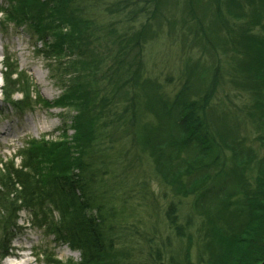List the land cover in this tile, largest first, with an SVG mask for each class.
Segmentation results:
<instances>
[{
  "label": "trees",
  "instance_id": "obj_1",
  "mask_svg": "<svg viewBox=\"0 0 264 264\" xmlns=\"http://www.w3.org/2000/svg\"><path fill=\"white\" fill-rule=\"evenodd\" d=\"M0 1L7 5L0 12L6 13L13 23L19 22L29 27L32 37L37 39L36 47L40 45V55L48 58L55 67L54 79L66 83L56 107L62 108L63 103L69 102L78 110L73 127L75 139L83 140V143L77 145L78 151L71 153V143L67 138L51 140L44 136L41 140L28 141L13 158L0 161V263L8 256L10 238L20 229L18 222L23 211L34 214L37 228L53 236L54 241L80 253V261L69 264H124L132 263V259L142 256L141 249L133 248L136 236L124 233L125 228L119 219L121 214L110 208L112 199H115L112 193L116 191L114 187L109 188L104 179L106 176L117 179V194L121 198L126 196L125 190L122 192L127 186L126 180L135 179V175L130 179L126 170L134 169L136 160H128L125 151L123 155L115 153L113 145L105 144L110 137H105L110 136L111 124L117 126L116 133L124 127L136 130L142 125L140 120L145 112L139 111L141 95L145 97L143 108L155 116L157 111L161 125L145 124H150L156 132L147 133L143 137L140 134L136 138L133 136L132 145L135 150L142 146L151 155H156V174L160 171L165 185L176 193L180 192L178 185L185 189L184 179L190 172H202L185 191L192 186L193 192L199 193L205 187L200 194L203 198L206 196L207 200L214 195L211 198L215 210L218 205H224L226 212H231L229 208L235 207L237 215L230 217L234 223L228 233L242 225V218L243 223H247L248 237L230 243L219 232L217 220H208V223L214 222L208 226L220 237L221 247H229L228 259L217 264H261L264 261V162L254 186L241 190L245 185L243 177H231V183L234 181L235 185L230 186L238 187L234 194L228 188V183L222 180L213 183V176L204 168L205 161L211 162L213 154L220 149L229 147L235 150L224 130H218L216 120L209 113L218 74L215 75L217 78L211 79L206 91L191 101L187 100L189 87H183L173 101L170 112L161 106L163 103L153 89L145 85L147 83L140 84L143 79L144 41L152 20L158 17L159 0ZM215 1L219 3L221 0ZM229 1L237 5L236 0ZM255 4V0H245L244 6L237 5L240 10L229 7L232 18L242 23L235 25L234 29L227 28L225 18L218 17V20L219 23L222 21V28L229 31L226 34L229 39L225 43L234 50L232 58L239 63L235 71L243 77V85L253 88L256 97L261 94L264 98V14ZM105 18L106 22L103 21ZM106 25L110 26L109 35L112 40L109 42L117 47V51L100 49V34ZM114 33L116 36H112ZM4 69L3 99L12 101L20 94V104H24L30 97L31 86L28 82L24 83L22 73L12 68V64L7 63ZM104 73L106 76L103 81L115 86L111 87L115 99L112 96L107 101L108 106L124 96L131 103L127 116L125 114L126 119L123 115H114L111 120L105 121V89L100 88ZM114 89L119 94H115ZM261 100L255 102L254 115L258 114L264 124V100ZM20 104L18 108L23 107ZM161 126L168 129L166 133L170 136L169 141L158 138ZM185 149L197 153V160L188 162L184 159ZM234 156L239 167L245 166V161H240L236 152ZM134 158L141 162V166H148L143 154L136 153ZM143 179V199H149V184L145 177ZM211 184L216 186L215 192L209 189ZM232 195L237 198L236 201L231 200ZM176 210L177 203L171 201L166 219L180 243L185 239L186 229L193 224L179 223ZM247 229H244L245 232ZM221 236L225 239H221ZM149 247L153 248L155 257L147 253L146 262L189 263L180 257L179 249L174 248L169 257L162 259L158 248L152 245ZM125 251L130 253L128 261L124 260ZM229 258L232 259L229 261ZM47 264L62 263L55 260Z\"/></svg>",
  "mask_w": 264,
  "mask_h": 264
},
{
  "label": "rangeland",
  "instance_id": "obj_2",
  "mask_svg": "<svg viewBox=\"0 0 264 264\" xmlns=\"http://www.w3.org/2000/svg\"><path fill=\"white\" fill-rule=\"evenodd\" d=\"M236 1L239 6L245 4V0ZM159 2V7L157 4L158 17L152 20L144 41L143 81L141 80L140 84L147 83L145 85L152 88L163 103L161 106L166 107L170 112L173 101L183 87H189L188 101L196 99L206 91L211 79L217 78L215 76L217 73L218 84L212 92L209 113L216 120L218 130L221 132L224 130L230 139V145L235 146V150L229 147L220 149L218 153L213 154L211 162L205 161L204 168H207V172L210 171L213 183L217 184L219 180L228 183L227 186L233 194L238 187L230 186L235 185L234 181L231 183L232 176L243 177L245 185L243 184L241 190L254 186L264 162V141L262 140L264 139V127L262 126L264 124L261 123L258 114L254 115L256 113L255 102L260 99L264 100V98L261 94L256 97L253 88L243 85V77L235 71L239 63L232 58L234 50L230 49L231 46L229 47L227 42L225 43V40L229 39L226 37L229 31L222 28V21L219 23L218 20V17L219 19L225 18L229 30L234 29L235 25H242L241 21L232 18L228 11L230 6H233L234 10H240V8L232 5L229 0H221L219 3L215 0H159ZM255 3V6L264 14V0H255ZM5 8H7L6 3L0 1V11ZM6 15L0 12V161L13 158L28 141L41 140L44 136L51 140L57 137L67 138L71 143L69 151L77 152V145L83 143L82 138L75 139L76 132L73 127L74 117L77 116L78 110L69 102L63 103L62 108L56 107L63 95L66 83L63 84L54 79L55 67L48 58L40 55L38 51L40 45L36 47L37 39L32 37L29 27L19 22L13 23L12 19ZM105 20L106 18L103 21L106 22ZM109 29L110 26L106 25L100 34L101 51L106 49L117 51V47L109 42L112 40ZM7 63L12 64V68H17L24 77V83L28 82L27 84L31 86L30 97L24 104H20L22 101L20 94H17L12 101L3 99V73ZM103 76L100 88L105 89L103 94L105 121L111 120L115 117L114 115H123L125 118L131 103L124 96L108 106L107 101L112 96L115 99V95L111 92V87L115 86L103 81L105 73ZM19 88L23 87L19 86ZM113 92L119 94L116 89ZM144 100L145 97L141 95L139 111L141 113L143 110L145 114L140 120L142 125L138 129L124 127L116 133L117 126L111 124L110 136L105 137H110L106 139L105 144L113 145L115 153L123 155L125 151V157L128 160H136L137 163L134 169L126 170V175L130 179L135 175L133 177L135 179L126 180L127 186L122 189V192L123 190L126 192L124 198L118 195L117 179L111 176L104 178L109 188L114 187L116 191L111 192L115 199H112L110 208L121 214L119 219L125 228L124 233L136 236L133 248L141 249V255L144 257L140 256V258L132 259V263L124 264H151L145 259L147 253L148 256L153 254L155 257V252L149 247L150 245L159 249L162 259L169 257L170 251L175 248L179 249L180 257L183 261L189 262L188 264L220 263L230 256L229 247L225 249L221 247L218 239L220 237L216 236L208 226L214 222L208 223V220H217L219 232L226 239L228 238L230 243L242 241L248 237L246 235L248 233L247 223L244 224V218H242V225L228 233L234 223V219L231 220L230 217L233 214L237 215L235 207H230L231 212H226L223 209L224 205H218L215 210L211 198L214 195L207 200L206 196L203 198L200 194L205 187L199 193L193 192L192 186L187 192L185 191L187 186L191 185L192 181L197 179L202 172L199 173L197 170L190 172L184 179L185 189L178 185L180 192L176 193L165 185L160 171L156 174V155H151L142 146L135 150L132 145L133 136L136 138L140 134V137H143L147 133L156 132L150 124L144 126L145 124L161 125L157 111H155V116L150 114L145 107L143 108ZM19 104L23 107L18 108ZM158 130L160 132L157 136L160 140H170L166 127L161 126ZM232 151L234 154L231 153ZM235 152L239 155L240 161H245L244 168L237 165ZM136 153L145 156L147 167L141 166V162L134 158ZM183 154V158L188 162L198 158L197 153L190 149H185ZM119 156L121 158L120 154ZM125 157L124 162H126ZM118 172L121 173V170ZM143 177L149 184V199H143L142 185L145 180ZM109 188L105 190L110 192ZM209 189L215 192L216 186L211 184ZM231 200L236 201L237 198L232 195ZM171 201L177 203L175 212L179 215V223L193 224L186 229L185 239L180 243L166 219ZM18 225L20 229L10 238L8 256L0 264L15 260L14 255L20 256L24 253L30 256L33 264H47L55 260L62 264L80 261L79 252L71 250L67 245H60L54 241L53 236L37 228L38 222L34 214L23 211L20 214ZM244 229H247L246 232ZM222 236L221 239H225ZM224 243L227 245V241ZM128 257L130 253L125 251L124 260L128 261ZM230 259L232 258H229V261ZM230 264L235 263L230 262Z\"/></svg>",
  "mask_w": 264,
  "mask_h": 264
},
{
  "label": "bare ground",
  "instance_id": "obj_3",
  "mask_svg": "<svg viewBox=\"0 0 264 264\" xmlns=\"http://www.w3.org/2000/svg\"><path fill=\"white\" fill-rule=\"evenodd\" d=\"M14 258L16 259L7 261L4 264H33V261L30 259V256L27 253L21 254L20 256L14 255Z\"/></svg>",
  "mask_w": 264,
  "mask_h": 264
},
{
  "label": "water",
  "instance_id": "obj_4",
  "mask_svg": "<svg viewBox=\"0 0 264 264\" xmlns=\"http://www.w3.org/2000/svg\"><path fill=\"white\" fill-rule=\"evenodd\" d=\"M261 264H264V261Z\"/></svg>",
  "mask_w": 264,
  "mask_h": 264
}]
</instances>
